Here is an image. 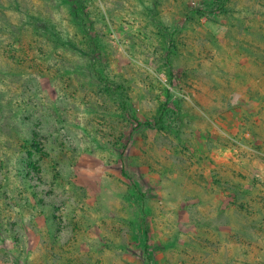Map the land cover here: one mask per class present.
I'll list each match as a JSON object with an SVG mask.
<instances>
[{
    "label": "rangeland",
    "instance_id": "rangeland-1",
    "mask_svg": "<svg viewBox=\"0 0 264 264\" xmlns=\"http://www.w3.org/2000/svg\"><path fill=\"white\" fill-rule=\"evenodd\" d=\"M0 264H264V0H0Z\"/></svg>",
    "mask_w": 264,
    "mask_h": 264
},
{
    "label": "trees",
    "instance_id": "trees-1",
    "mask_svg": "<svg viewBox=\"0 0 264 264\" xmlns=\"http://www.w3.org/2000/svg\"><path fill=\"white\" fill-rule=\"evenodd\" d=\"M148 234V233H147Z\"/></svg>",
    "mask_w": 264,
    "mask_h": 264
}]
</instances>
